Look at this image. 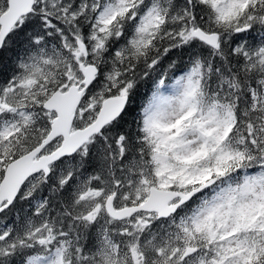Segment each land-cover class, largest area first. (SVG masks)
Masks as SVG:
<instances>
[{
	"label": "snow or ice",
	"instance_id": "snow-or-ice-1",
	"mask_svg": "<svg viewBox=\"0 0 264 264\" xmlns=\"http://www.w3.org/2000/svg\"><path fill=\"white\" fill-rule=\"evenodd\" d=\"M0 264H264V0H0Z\"/></svg>",
	"mask_w": 264,
	"mask_h": 264
}]
</instances>
